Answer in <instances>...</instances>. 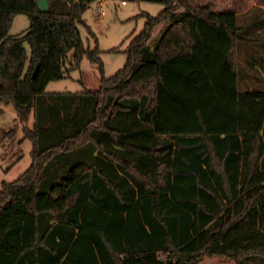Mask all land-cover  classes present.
Segmentation results:
<instances>
[{
    "label": "trees",
    "instance_id": "obj_1",
    "mask_svg": "<svg viewBox=\"0 0 264 264\" xmlns=\"http://www.w3.org/2000/svg\"><path fill=\"white\" fill-rule=\"evenodd\" d=\"M47 1L0 0V103L21 122L33 114L32 163L1 182L0 264L264 259V89L238 88L236 13L154 0L163 8L143 13L125 65L106 77L79 30L94 36L82 13L95 0ZM17 14L29 26L10 34ZM85 55L97 89L45 90Z\"/></svg>",
    "mask_w": 264,
    "mask_h": 264
},
{
    "label": "rangeland",
    "instance_id": "obj_2",
    "mask_svg": "<svg viewBox=\"0 0 264 264\" xmlns=\"http://www.w3.org/2000/svg\"><path fill=\"white\" fill-rule=\"evenodd\" d=\"M208 4L213 10H230L236 13L240 34L246 41L238 45V88L248 90L264 89V0H197ZM163 5L154 0H103L104 14L100 13L99 3L92 2L82 13L86 25L93 31L89 33L85 25H79L81 38L86 48H99V57L106 77L115 74L126 63V50L144 26V12L156 15ZM163 24L154 28L148 45L153 48L162 33ZM29 19L25 14L13 18L10 34L25 32ZM27 52L29 47L26 45ZM66 65L72 60V51L67 55ZM101 74L96 63L86 55L78 68L69 72V77L50 81L47 92H76L94 90L100 86ZM33 128V114L21 122L11 104L0 103V189L2 181H13L32 163V142L23 138L24 127ZM249 264H264V259L250 260Z\"/></svg>",
    "mask_w": 264,
    "mask_h": 264
},
{
    "label": "water",
    "instance_id": "obj_3",
    "mask_svg": "<svg viewBox=\"0 0 264 264\" xmlns=\"http://www.w3.org/2000/svg\"><path fill=\"white\" fill-rule=\"evenodd\" d=\"M38 6L41 10H47L49 8V4L47 0H37ZM37 71V67L36 69L33 71V77L36 74Z\"/></svg>",
    "mask_w": 264,
    "mask_h": 264
},
{
    "label": "built area",
    "instance_id": "obj_4",
    "mask_svg": "<svg viewBox=\"0 0 264 264\" xmlns=\"http://www.w3.org/2000/svg\"><path fill=\"white\" fill-rule=\"evenodd\" d=\"M99 3V9H100V13L104 14V10H103V0H95ZM125 1H122V3H124Z\"/></svg>",
    "mask_w": 264,
    "mask_h": 264
}]
</instances>
